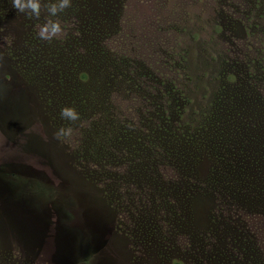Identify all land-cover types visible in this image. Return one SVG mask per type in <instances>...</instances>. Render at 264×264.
Here are the masks:
<instances>
[{
  "label": "rangeland",
  "instance_id": "rangeland-1",
  "mask_svg": "<svg viewBox=\"0 0 264 264\" xmlns=\"http://www.w3.org/2000/svg\"><path fill=\"white\" fill-rule=\"evenodd\" d=\"M53 2L33 16L0 0V264H264V174L225 157L215 194L180 140L224 71L263 69L264 0ZM49 19L62 32L41 40Z\"/></svg>",
  "mask_w": 264,
  "mask_h": 264
},
{
  "label": "trees",
  "instance_id": "trees-1",
  "mask_svg": "<svg viewBox=\"0 0 264 264\" xmlns=\"http://www.w3.org/2000/svg\"><path fill=\"white\" fill-rule=\"evenodd\" d=\"M240 25V22L234 20L228 22V36L241 38L244 30ZM235 64L233 72L224 71L223 80L227 82H223L218 88V95L212 99L208 113H203L195 129L188 130L189 134L182 133L180 139L185 150L192 147L195 177L203 178L207 187L210 186L215 194L226 192V187L211 185L208 178L211 172L222 173L229 170V163L222 164L218 169L217 162L225 157L232 158V161L239 164L246 161L252 174H264V67L254 72L248 71L240 60ZM220 76L221 74L218 78ZM224 174L227 177L229 173ZM210 188L207 189L208 192H200L194 196L191 210L200 217L206 214L212 204ZM239 188L245 192V187L240 185ZM235 197L243 200L245 194L236 191ZM242 202L254 205L247 199ZM200 220L198 222L204 223L203 219Z\"/></svg>",
  "mask_w": 264,
  "mask_h": 264
},
{
  "label": "clouds",
  "instance_id": "clouds-1",
  "mask_svg": "<svg viewBox=\"0 0 264 264\" xmlns=\"http://www.w3.org/2000/svg\"><path fill=\"white\" fill-rule=\"evenodd\" d=\"M12 7L19 12L26 15L39 16L40 14V0H11ZM69 5V0H55L48 7V12L51 16H54L58 11H62ZM62 32V27L58 21L46 20L43 24L38 26L37 36L41 40H51L56 35ZM60 117L66 121H76L79 118V113L71 106H64L60 108ZM72 132V128L59 127L53 135L57 139L61 137H68Z\"/></svg>",
  "mask_w": 264,
  "mask_h": 264
}]
</instances>
